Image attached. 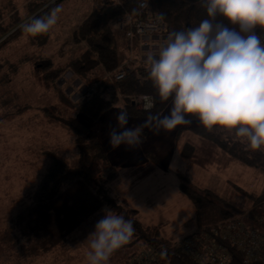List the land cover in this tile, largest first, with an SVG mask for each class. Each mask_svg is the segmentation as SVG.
Masks as SVG:
<instances>
[{"label": "trees", "instance_id": "1", "mask_svg": "<svg viewBox=\"0 0 264 264\" xmlns=\"http://www.w3.org/2000/svg\"><path fill=\"white\" fill-rule=\"evenodd\" d=\"M60 0H26L25 6H12L5 14L0 13V122L22 117L33 108L41 115L42 127L55 133L63 127L72 136L74 143L68 146L57 138L45 143L42 149L43 168L37 181L26 193V199L0 231V245L6 251H18L21 261L51 252L57 247H66L74 232L87 222L100 220L104 210L115 211L132 221L134 232L119 249L111 255H124L128 262L148 247L157 248V259L153 264H199L176 243L183 231L209 228L233 215L244 212L251 206L260 212L264 209V191L250 193L249 207H237L211 188H196L187 181L180 183L181 193L189 199L193 215L181 227L168 235L163 222L147 223L141 219L140 211L130 206L128 199L114 194L112 184L118 176L107 158L102 139L92 129V123L121 100L129 116L156 118L171 104L161 100L149 77V66L137 63L126 66L122 79L108 78L119 67L123 57L118 47V31L113 21L125 14L147 17L136 0H105L93 9L74 31V41L84 43L86 48L75 58L57 64L50 56H40L34 63L33 73L41 74L37 82L45 91H51L65 107L41 105L19 101L17 79L24 73L28 56L16 62L6 57V46L24 37L22 25L31 18L43 15ZM148 11L158 13L168 24V31H179L195 27L205 18V8L200 0H151ZM119 28V23L117 24ZM258 36L264 30L257 28ZM46 33L36 35L40 39ZM7 52V51H6ZM67 71L94 90L78 101L58 85ZM151 96V108L137 107V97ZM40 113V114H39ZM190 123L183 124L175 136L182 159L200 166L227 163L235 160L264 172V149H252L244 137L235 130L205 127L197 118L188 117ZM148 156L157 163L161 160L155 151ZM233 258L227 264H243V256L232 249ZM127 262V263H128Z\"/></svg>", "mask_w": 264, "mask_h": 264}, {"label": "rangeland", "instance_id": "2", "mask_svg": "<svg viewBox=\"0 0 264 264\" xmlns=\"http://www.w3.org/2000/svg\"><path fill=\"white\" fill-rule=\"evenodd\" d=\"M104 1L60 0L51 8V10L55 7L61 9L57 14V23L40 39V42L34 36L25 33L24 37L6 46L4 54L11 61L16 60L17 62L22 56L29 57V62L24 66V73L22 72V75L17 79L16 87L21 104L29 102L65 107L58 98L54 97L53 92L45 91L39 87L37 82L42 76L40 72H32L34 63L41 55L50 56L57 64H64L78 56L86 48V45L74 41V31L81 21L93 9L101 6ZM25 4L26 0H0V13L7 14L13 5L23 7ZM112 24L116 32L118 31L120 51L124 55L123 57L127 58L129 52L127 48L124 51L122 49L121 39L123 36L119 35L121 31L117 26L118 21H113ZM138 49L139 45L134 50L135 58H137ZM70 78L67 84L59 80L58 85L64 87V91L70 94L73 101H78L86 94L83 89L84 84L74 74ZM170 106L171 104L163 111L161 118L168 115ZM137 107L142 108L143 105L140 103L137 104ZM121 112L128 115L123 100L108 110L99 121L91 124L93 131L102 139L103 148L111 166L118 171V176L112 184L114 194L121 198L126 197L130 206L140 211L143 221L147 223L163 222L164 230L168 235L172 234L174 230L181 231L183 222L193 215L189 199L180 191L182 181L188 182L189 179L190 184L196 188H211L230 197V202L235 208L249 207L251 202L248 195L264 191V172L238 161L231 160L222 164L213 163L200 166L182 159L179 147L175 143V136L183 124L177 125L171 131L144 127L141 142L138 145L129 147L121 144L118 148H113L110 144L109 133L113 129L121 131L117 124V116ZM155 119L150 117L133 118L128 115L126 128L134 129L145 125L148 120L152 122ZM55 133L51 128L50 130L48 128L45 137L48 141H52L53 137L58 134L57 138L62 143L68 146L74 143L72 136L66 134L63 127H59ZM6 142H9L10 146L5 145L3 153L6 152L5 150H9L13 154L21 149L22 141L12 142L9 139ZM151 150L157 153L161 160L160 163L147 156ZM1 157V161H6L4 154ZM18 163L20 162L14 160L11 161L10 166H0V231L7 224L9 218L17 212L23 201L19 198L22 195L16 194L15 202H12L9 186H13V189L17 186L19 189L27 183L17 180L15 186L12 181L8 182L7 178L9 179L12 174L15 175L22 171L25 175L30 172V177L33 179L38 173V165L26 167ZM20 191H23V188ZM24 199H26L25 195ZM96 223V220L89 221L77 229L73 234V239L66 247H57L51 252L25 261H21L22 257L18 251H12V249L6 251L5 247L0 245V264H90L88 258L90 234L95 230ZM192 230L183 231L181 236ZM127 262L124 255H110L103 264H126Z\"/></svg>", "mask_w": 264, "mask_h": 264}, {"label": "clouds", "instance_id": "3", "mask_svg": "<svg viewBox=\"0 0 264 264\" xmlns=\"http://www.w3.org/2000/svg\"><path fill=\"white\" fill-rule=\"evenodd\" d=\"M206 16L195 27L170 32L155 54L147 56L149 77L168 115L134 129L127 114L117 116L110 144L134 147L144 127L171 131L197 118L205 127L235 130L252 149H264V0H200ZM148 7V0H141ZM59 7L31 18L22 32L36 36L57 23ZM132 221L104 210L90 234V264H103L132 236Z\"/></svg>", "mask_w": 264, "mask_h": 264}, {"label": "built area", "instance_id": "4", "mask_svg": "<svg viewBox=\"0 0 264 264\" xmlns=\"http://www.w3.org/2000/svg\"><path fill=\"white\" fill-rule=\"evenodd\" d=\"M150 1L148 0V7H143L141 0H136L139 9L148 13L147 17L136 16L126 11L118 19L119 29L128 42L129 56L121 59L113 77L108 74V78L122 79L126 74V66L131 63L148 65L147 56L155 54L167 39L168 24L158 13L151 14L148 11ZM260 37L264 40V34ZM138 45L135 58L134 50ZM71 75L73 72L67 71L60 80L67 83ZM83 89L86 94L94 90L93 87L86 85ZM137 103L148 109L153 106V99L151 96L141 95L137 97ZM261 203L264 204V200ZM255 208L251 206L244 212L226 218L209 228H197L180 236L176 243L199 264H227L233 258L234 248L241 252L243 264H264V209L258 212ZM157 252L155 247L144 248L126 264H153L157 259Z\"/></svg>", "mask_w": 264, "mask_h": 264}, {"label": "crops", "instance_id": "5", "mask_svg": "<svg viewBox=\"0 0 264 264\" xmlns=\"http://www.w3.org/2000/svg\"><path fill=\"white\" fill-rule=\"evenodd\" d=\"M119 35L123 36L122 32ZM121 43L123 45L122 49L124 51L128 45L127 39L122 37ZM38 112H39L38 108H33V109L29 110L28 112L24 113L22 115V117H20V118L0 122V144H2V145H0L1 146L0 147V154L3 153L6 146H8L10 144L9 142H6L9 139L12 142L13 141H15V142L22 141L21 149L17 153L12 154L9 150H5L6 152L3 154L6 156V158H5L6 161H1L2 160L1 156L3 155V154H1L0 166H4V165L10 166L11 161H14V160L19 161L20 163H18V164L26 166V167L38 165L37 166L38 167V169H37L38 173H37L36 177H33V179H31V177H30L31 176L30 172L25 175L24 172H22V171H21L22 175H21V173H17V174L15 173V175L12 174L9 179L7 178V181L8 182L12 181L13 185H15V186H16L17 180H22L23 183L25 181L27 182L24 185L21 184L22 186L19 187V189H17V186L15 187V189H13V186H11V185L9 186V191H11V198H12L13 203L15 202L14 197L16 194L22 195L23 197L20 196L19 198L21 200H24L25 192L30 187H32V185L37 181L38 177L40 176L41 170L43 168L44 156L42 153V149L45 146V143L47 142V137H45L46 129L42 127L43 122L41 121V115L37 116L39 120L35 119V116L38 114ZM43 133H44V136H42ZM54 134H56V133H54ZM6 136H8V137H6ZM4 137H6V138H4ZM148 154L149 153H147V156H148ZM41 165H42V168H41ZM16 175H18V176L16 177ZM7 176H9V175H7ZM22 188H23V191H20ZM22 204H23V201L21 202L19 208L21 207ZM184 222H183V224H184ZM193 230H195V229H193Z\"/></svg>", "mask_w": 264, "mask_h": 264}]
</instances>
